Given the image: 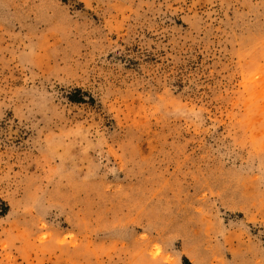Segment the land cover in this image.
Instances as JSON below:
<instances>
[{
  "label": "rangeland",
  "instance_id": "obj_1",
  "mask_svg": "<svg viewBox=\"0 0 264 264\" xmlns=\"http://www.w3.org/2000/svg\"><path fill=\"white\" fill-rule=\"evenodd\" d=\"M0 264H264V0H0Z\"/></svg>",
  "mask_w": 264,
  "mask_h": 264
}]
</instances>
